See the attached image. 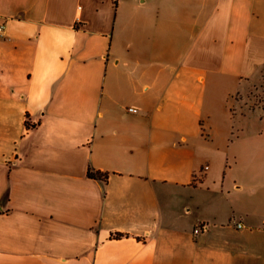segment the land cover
I'll list each match as a JSON object with an SVG mask.
<instances>
[{
	"label": "crops",
	"instance_id": "0c3cea01",
	"mask_svg": "<svg viewBox=\"0 0 264 264\" xmlns=\"http://www.w3.org/2000/svg\"><path fill=\"white\" fill-rule=\"evenodd\" d=\"M0 23V264H264V154L224 148L261 109L233 110L264 0H0Z\"/></svg>",
	"mask_w": 264,
	"mask_h": 264
},
{
	"label": "rangeland",
	"instance_id": "374dc122",
	"mask_svg": "<svg viewBox=\"0 0 264 264\" xmlns=\"http://www.w3.org/2000/svg\"><path fill=\"white\" fill-rule=\"evenodd\" d=\"M240 98L244 99L243 96ZM257 107L261 108L259 114L248 112L246 117L236 118L231 124L229 139H224V148L228 153L243 155L252 150L264 154V79L256 83L248 99L245 98L240 105L234 106L233 110L240 115ZM255 167L264 169V160Z\"/></svg>",
	"mask_w": 264,
	"mask_h": 264
},
{
	"label": "trees",
	"instance_id": "16d2710c",
	"mask_svg": "<svg viewBox=\"0 0 264 264\" xmlns=\"http://www.w3.org/2000/svg\"><path fill=\"white\" fill-rule=\"evenodd\" d=\"M89 174L91 176H94V177H97V178H100V179H103V180H107L108 175H109L107 172H103V171L95 170V169H90ZM124 235L125 234L120 233V232L115 233L116 237H122Z\"/></svg>",
	"mask_w": 264,
	"mask_h": 264
},
{
	"label": "built area",
	"instance_id": "2783aa9c",
	"mask_svg": "<svg viewBox=\"0 0 264 264\" xmlns=\"http://www.w3.org/2000/svg\"><path fill=\"white\" fill-rule=\"evenodd\" d=\"M5 25L0 23V37H2V30L4 29ZM132 110H135L134 108H130ZM208 167V165L206 166ZM241 226V223L239 224ZM209 228V224L208 223H200L195 227V233H201L206 231Z\"/></svg>",
	"mask_w": 264,
	"mask_h": 264
}]
</instances>
